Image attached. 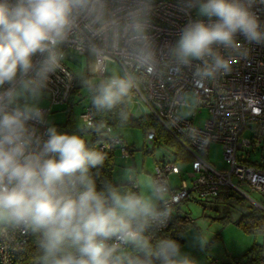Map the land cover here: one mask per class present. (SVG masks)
<instances>
[{
    "label": "built area",
    "instance_id": "obj_1",
    "mask_svg": "<svg viewBox=\"0 0 264 264\" xmlns=\"http://www.w3.org/2000/svg\"><path fill=\"white\" fill-rule=\"evenodd\" d=\"M202 2L93 0L89 9L75 16L66 39L57 49L62 54L59 67L47 74L41 89L48 94L50 106L68 103L77 86L70 59L74 54L85 56L88 86L103 84L112 78H129L132 87L122 98L129 114L153 116L191 158L187 171L182 170L184 162L175 158V151L156 159L152 183L158 198V205L154 207L158 216L137 222L139 240L150 230H166L175 215L176 205L192 199L216 198L224 186L264 208L248 194L264 199V156L256 162L249 159L264 143V41L249 42L237 33L232 46H214L213 54L182 63L173 50L183 29L197 21L214 22V18L210 21L195 13L194 9ZM241 3L250 7L264 33V2L241 0ZM44 58L40 53L34 56V67ZM220 58L225 67L218 66ZM105 62L118 66L120 76L105 73ZM29 76L34 77L35 72H30ZM11 87L0 86V93ZM186 95H190L191 100ZM39 108L43 120L28 124L36 129L37 136L46 140V131L51 127L46 117L51 107ZM184 108H190L193 113L185 114ZM203 109L208 117L203 119L202 126H196L193 116ZM79 118L89 128H96L100 123L90 112L89 105L80 112ZM97 132L94 149L99 152L120 149L122 155L128 154L129 149L112 126L102 125ZM143 135L146 143L157 142L154 128L147 129ZM211 143L221 145L226 169L215 168L208 161L206 156ZM172 174L179 175L175 185L171 183ZM137 182L132 180L127 186L130 192L140 195ZM243 187L248 192H244ZM29 235L28 225L0 224V264H13ZM136 242L116 236L105 241L112 249L113 264H125L129 244ZM261 252L259 261L253 264H264V248ZM209 264H219V260Z\"/></svg>",
    "mask_w": 264,
    "mask_h": 264
},
{
    "label": "clouds",
    "instance_id": "obj_2",
    "mask_svg": "<svg viewBox=\"0 0 264 264\" xmlns=\"http://www.w3.org/2000/svg\"><path fill=\"white\" fill-rule=\"evenodd\" d=\"M92 3L0 0V86H13L0 93V222L42 231L50 264H113L105 241L114 236L139 241L137 222L158 216L144 195L113 187L97 191L89 169L101 165L104 156L89 150L80 136L49 127L44 140L28 124L43 120L41 109L28 100L38 98L47 74L59 67L58 46L75 16ZM199 14L214 22L197 21L183 29L173 50L182 63L213 54L214 46H232L237 33L249 42L264 41L258 18L241 0H203ZM38 53L45 58L34 67ZM217 64L226 66L223 58ZM131 87L127 77L112 78L100 85L94 104L111 109ZM22 98L25 102L18 104ZM149 255L177 264L179 245L160 240Z\"/></svg>",
    "mask_w": 264,
    "mask_h": 264
},
{
    "label": "rangeland",
    "instance_id": "obj_3",
    "mask_svg": "<svg viewBox=\"0 0 264 264\" xmlns=\"http://www.w3.org/2000/svg\"><path fill=\"white\" fill-rule=\"evenodd\" d=\"M199 14V6L194 9ZM69 64L75 71L77 76V85L79 92L71 95L69 102L65 105L50 106L49 96L46 92L40 90V94L36 99H29V103H34L38 107L48 108L51 111L47 113V122L49 126L55 127L57 131L67 132L65 124L69 108H72L76 130H70L68 135H78L82 139L88 141L91 137L89 127L83 125L80 121L79 114L88 106L87 87L89 85V77L86 71V57L74 54ZM105 73L111 76H120V68L113 63L105 62ZM191 100L190 95H186ZM25 100L22 98L17 101L18 104ZM145 110V109H144ZM184 113L191 115L193 111L190 108H184ZM145 112V111H144ZM146 113V112H145ZM208 113L205 109L196 112L193 116V123L196 126H202ZM119 136L122 137L125 147L133 148L134 151L128 152L126 156L122 155L120 149H115L114 155L115 166L112 173L113 188H117L121 193L130 192L127 183L137 180L140 186V195L149 198L153 206L158 205V198L155 195L152 173L156 159L172 154L175 149L163 141H157L154 144L145 142L143 132L140 128L131 127L117 130ZM223 151L220 144L211 143L208 155V161L215 168L226 169L227 164L223 159ZM264 156V143L256 148L249 159L252 162L260 161ZM181 161V159H179ZM191 158L184 159L183 162L190 163ZM175 183L177 177L172 176ZM244 192H248L246 187L242 188ZM254 200L264 205V199L258 195L248 193ZM175 214L187 216L190 227L184 233V242L179 247V256L175 259L181 261L185 258L193 260L194 264H207L215 259L221 261H231L233 258L244 254L253 244L262 242L260 235L248 234L237 227L235 221L239 215L246 212L250 207L259 208L249 198L243 196L240 192L229 187H222L219 195L213 199L187 200L179 205ZM8 221L0 222L7 223Z\"/></svg>",
    "mask_w": 264,
    "mask_h": 264
},
{
    "label": "trees",
    "instance_id": "obj_4",
    "mask_svg": "<svg viewBox=\"0 0 264 264\" xmlns=\"http://www.w3.org/2000/svg\"><path fill=\"white\" fill-rule=\"evenodd\" d=\"M101 84H94L87 87V97L90 112H92L94 118L99 120L100 123L96 125V128H89L88 131L91 132V138L86 141V147L89 150L97 151L94 149L96 141L98 140L97 129L102 125H109L117 130L124 128L137 127L140 128L143 134L149 128H154L157 134V141H163L169 146L173 147L176 152V159H187L189 158L183 151V149L177 145V142L166 132L161 125L156 122L155 118L148 114H143L138 117H134L127 111L126 104L123 99L111 109L98 108L94 104V99L98 95V89ZM79 86L74 87L72 95L79 92ZM72 108H69L67 113V119L63 126L66 127L67 132L70 130H76L74 116L72 113ZM67 132H62V134H67ZM119 134V133H118ZM129 153L134 151L132 148H128ZM99 152V151H97ZM104 156V161L101 165L95 168L89 169V175L96 185L97 191L106 190L112 187V173L115 166V158L112 152H100ZM219 193V192H218ZM200 201V200H199ZM187 216H182L180 214H175L172 218L170 226L164 231H154L150 230L146 235L136 243L129 244L126 262L125 264H163L159 259L154 256L149 255L150 246H155L160 240H173L179 247L184 242V233L186 229L190 227V221ZM235 224L242 231L252 234L260 235L262 242L259 244H253L243 255L233 258L231 261H221L219 264H253L257 263L261 256V250L264 248V209L252 208L250 207L246 212L239 215ZM29 240L21 249L22 251L13 261V264H50V260L46 261L45 249L42 247V241L44 239L42 231H34L30 226ZM74 251V249H69ZM177 261V260H176ZM187 261L188 264H194L190 258L182 259L177 261V264H184ZM209 264V262L207 263Z\"/></svg>",
    "mask_w": 264,
    "mask_h": 264
},
{
    "label": "crops",
    "instance_id": "obj_5",
    "mask_svg": "<svg viewBox=\"0 0 264 264\" xmlns=\"http://www.w3.org/2000/svg\"><path fill=\"white\" fill-rule=\"evenodd\" d=\"M138 116H140V115H137V116H134V117H138ZM181 161H183L182 159H181ZM182 170H184V171H187V170H190V163L188 164V163H184L183 165H182ZM172 176H175V177H177V180L175 181V183H173V182H171L172 183V185H175V184H177V181L179 180V175L178 174H172L171 176H170V178H172ZM171 181H172V179H171ZM111 183H113L112 182V180H111ZM110 183V184H111ZM155 207V206H154ZM192 260V259H191ZM193 261V260H192Z\"/></svg>",
    "mask_w": 264,
    "mask_h": 264
},
{
    "label": "water",
    "instance_id": "obj_6",
    "mask_svg": "<svg viewBox=\"0 0 264 264\" xmlns=\"http://www.w3.org/2000/svg\"><path fill=\"white\" fill-rule=\"evenodd\" d=\"M261 209H264V208L261 207Z\"/></svg>",
    "mask_w": 264,
    "mask_h": 264
}]
</instances>
